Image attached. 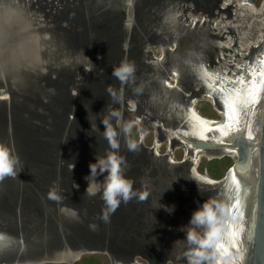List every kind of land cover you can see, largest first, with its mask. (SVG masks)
Instances as JSON below:
<instances>
[{"label":"water","instance_id":"1","mask_svg":"<svg viewBox=\"0 0 264 264\" xmlns=\"http://www.w3.org/2000/svg\"><path fill=\"white\" fill-rule=\"evenodd\" d=\"M37 1L0 0V142L7 144L13 149L14 155L19 156V168H22L16 177H7L0 182V236L5 238L0 241V264H54L67 262V259L77 262L87 254L107 255L112 264H135L133 260L138 254L149 256L148 259L150 256L155 257L154 254L160 252L144 248L138 251V246L130 247V250L113 247V228L125 225V206L129 201L122 202L110 215L109 222L105 223L101 219L102 210L105 208L102 194L89 196L86 189L90 182L91 164L111 152L119 156L132 144L126 137V129L135 121L136 113L141 107L139 103L147 100L149 91L157 93L152 90L154 86L151 82L156 80L159 83V80L167 76L165 71H161L164 68V59L151 63L144 58V51L151 44V40L144 42L139 38V41L138 37H143L136 33L140 32L136 23L139 21L138 12L141 7L160 4L163 0H67L62 12H55L49 6L54 0H44L45 4L40 5ZM223 2L224 0H220V4ZM256 2L257 0H248L250 5ZM177 3L164 6L160 25L154 30L156 35L150 36L152 39L156 38V43L161 45L163 56L173 33H179V42L191 46H194L196 41L202 42V38L197 39V34L192 33L191 28L179 20L178 17L184 14L183 10L187 7ZM233 5H236V1ZM222 10L224 9L221 8L220 11ZM50 13L54 15L49 16ZM201 23L203 22L199 24ZM199 24L196 21L193 26ZM204 24L206 23L201 25ZM34 35L38 43L30 45L27 38L32 36L34 39ZM97 41L99 44L120 45L123 49L127 46L129 50H124L121 60H116L119 66L122 61L127 62L128 52L130 54V49L136 45L134 59L137 55L139 61H144L143 69L128 82L122 83L112 75L114 66L110 65L107 67L108 77L105 81L102 78L103 73L96 70V66L103 62L104 57L99 60L96 53L86 55L81 52L89 44L97 45ZM239 53L244 55V49H239ZM203 57L201 54V58ZM89 67L91 71L88 70ZM146 68L155 73V79H148L151 76L145 75ZM207 69V63H203L199 71L201 84L206 87L211 79L208 74H215ZM54 75L59 78H54ZM43 78L58 84V94L56 93L53 99L61 105V112L54 117L57 125L54 134L46 146L38 147L37 145L41 144L39 137L36 138V128L40 125L33 126V119L30 121L19 112L21 118H17L14 109H21V106L24 108L19 98L35 103L28 97L37 96L33 88L38 80ZM250 78L252 82L253 75ZM260 84H255V94H258L261 87L259 103L249 104L251 109L259 111V121L256 122L259 131L255 138H250L247 128L233 131L220 143H213L206 138L195 140L188 135L182 136L183 143L194 151H218L227 148L236 150L234 165L222 180L213 181L199 175L196 165L192 167V162L186 156L183 162L177 163L173 160L172 163L171 158L162 155L160 157L156 150L145 148L142 142L135 145V149H128L132 153L135 150L147 152L150 157L147 164L149 167H152L151 159L159 157L160 160L156 163L160 171L163 169L167 173L177 168H181V172L189 170L194 174L189 180L194 183L197 191L205 190L212 194L206 205L210 210V205L217 204L212 206L215 217H211L209 211L200 222L195 251L190 254L180 252L179 256L186 259V262L205 264L211 259H217V262L212 264H264V76ZM109 87L116 92L115 99L109 93ZM225 87V84L221 83L222 90L220 87L214 89L222 92L220 95L226 101L224 105L220 103L222 99H217V96H211L209 99L221 115L218 122L235 126L239 114L234 100L239 96H235V93L232 95V91L223 92ZM251 90L253 92V87ZM74 91L79 96L74 95ZM241 92L243 97L251 99L245 89ZM4 94L9 98L2 99ZM130 101H135V107L129 104ZM75 102L76 104L71 106V103ZM158 104L162 105L159 101L156 105L159 106ZM230 106L235 111H231ZM241 106L242 109L245 107L243 103ZM41 107L42 105H38L35 110L38 111ZM106 126L116 133V149L110 146L105 137ZM214 127L217 126L206 125L207 132ZM29 131L34 134H29L30 138L27 139L26 134ZM234 137L240 139L234 140ZM13 139H16L15 143ZM69 144H72V151ZM45 150H48L47 155L37 153ZM90 152L94 158H91ZM137 155H140L138 162L144 163L143 155ZM71 156L77 159L73 168H69L66 163ZM187 166L188 168H185ZM122 167H126L125 164ZM134 167L139 168L140 165ZM232 174L241 179L248 189L244 196L243 210L249 218L246 225V255L243 261L239 256L233 262L229 252L236 250L238 239L232 236V225L227 222H223L221 227L219 225L224 210L227 211L224 220L231 218L233 193L230 198H223L219 193L224 191V184ZM106 176V172H97L95 180L102 184ZM54 185L59 186V194L63 197L60 203L48 199V193ZM61 208L75 210L78 218H73L70 213H61ZM204 209L205 207L201 211ZM91 225H95V228L90 227ZM178 232L182 236L181 225ZM193 253L202 254V260L192 259ZM155 262L157 261L153 259L150 264H156Z\"/></svg>","mask_w":264,"mask_h":264},{"label":"rangeland","instance_id":"2","mask_svg":"<svg viewBox=\"0 0 264 264\" xmlns=\"http://www.w3.org/2000/svg\"><path fill=\"white\" fill-rule=\"evenodd\" d=\"M191 1L194 3H192ZM176 2H178L177 5L178 4L187 5L190 7V9H193V10H195L196 8L195 5L199 4L198 5L199 11L201 12L199 13V15L206 16V18L210 20L208 23H206V25L203 26L207 30L209 29L212 22L216 20L214 18V13L218 14L219 19L221 20V23L218 26L219 28L217 30L222 29V27L223 29L224 27L231 29V32L227 37L228 39L222 42L220 41L218 37L208 35V33L205 35V37H208L212 46H216V48H211L210 51L206 53V55H208L210 58L212 56V52H215L216 49H219L220 51H222V53H227V54L230 53L229 51L230 49H232V46L234 45V42H235L234 40H232V26L236 33L235 40L237 44H240L242 42L240 40H243L244 42L246 41L245 49L247 50V53H250L253 50V47H256L257 44L259 45L264 40L263 39L264 34H262L261 37H256L257 34L260 33L259 29L248 25V22H251L252 20L257 19L256 17H254L255 15L254 13L251 12L250 14H248L246 12L238 10V11H233L235 12L233 21H232V17L229 18L228 11L231 10L232 12V3H231L232 0L231 2H228L227 5H223V4L221 5V7L225 9L222 12H219L216 9V7L218 6V0H196V1L195 0L194 1L193 0H163V1H160V4H155V5L152 4V6L145 5L144 8L141 7V9L138 12L139 21H137L136 25H137V28L140 30V32L136 31V33L138 34V36L139 35L142 36L143 39L145 37L144 40L141 37H138L139 41L140 39L141 41H144V42L147 41L148 39L151 40L150 41L151 44H149L145 49L146 53L144 57L147 60L150 59L151 63H157L163 59L165 60L166 58V56H163L164 54H163L161 45L156 43V38L152 39L150 36L156 35L154 30L158 28L160 25L159 21L161 20L164 6L169 5L170 3L174 5V3ZM37 3L39 5L41 3L45 4L44 0H38ZM58 4L56 5L57 8H59ZM263 5H264V0H258L255 3V7H254V9H256L255 13H258L260 16H262L263 14V12H261L264 10ZM49 6L53 8V11L60 12V11H56L57 8H55V6H53L52 4H50ZM60 8L63 10L62 7ZM186 11H187V8H185V11L183 10L184 13H186ZM245 13L246 15H244ZM131 14L132 12L130 11V15ZM189 16L192 18L197 17L193 14H190ZM40 17L43 18L42 16ZM246 18L247 20H245ZM262 18L264 19V15L261 17V20ZM193 21L195 22V19H192V22ZM171 23L173 22L171 21ZM184 24L188 25L189 23L184 22ZM206 29H205V32L207 31ZM262 32L264 33V31ZM239 33H245V36H244L245 38L244 37L242 38V36L238 35ZM172 35L173 36L171 37L169 44L173 43L172 47L178 48V49H175L174 51H171L172 58H174L177 50H181V47L184 50L185 44L183 42H179V39H180L179 33H173ZM217 42L220 44L219 46L216 45ZM179 43H180V46H179ZM188 47L190 48L192 46L188 45ZM125 48H127V46H125ZM135 53L129 54L128 52L129 58H128V54L126 58L127 62L133 63L135 66V73L133 75H137L141 71V69H143V64L145 65L144 61H141V62L137 61L134 63ZM96 54H98L99 60L103 59L100 52H97ZM137 58L138 57L136 55L135 59L138 60ZM259 58L260 57L257 55L255 56L253 61H251L252 69H256L254 73L252 72L253 73L252 83L249 84L248 83L249 81H243L247 86L242 88L246 90V89H251L253 87L254 94L256 93L255 91H256L257 86L261 85L260 83L263 81V76H264V75H261L264 69V63H262V61L264 60L260 61ZM188 60L189 61H192V60L199 61L201 59L199 58V55H197V57L194 56V58H192V55H190V57L186 59V62ZM202 61H206V60L203 58ZM181 63H184V59L181 60ZM176 64L178 63L175 62L174 59H172V66H171L172 70L176 68ZM209 64L212 65L216 69V71L219 70L220 72H222L221 65L214 66L213 60H210ZM162 69L163 70L161 71H165L167 76L165 79L159 80V83L163 82L164 84L166 83V80H168L169 82L167 83V85L169 87V90H172V91L176 90L177 89L176 86L180 84L183 78L177 76V79H175V77H173L172 75L173 71H169V68L167 69V67L162 68ZM194 69L200 70V66L199 67L196 66ZM88 70L91 71L90 67ZM229 70L232 72L231 67ZM237 71L238 70H236V72ZM95 73L97 74V72ZM186 73H188V75L190 74L188 71H186ZM147 74L151 76V78L150 77L148 78L150 80L155 79L156 77L155 73L151 69L149 70L148 68H146L145 75ZM216 75L217 74H211V75L208 74V76L212 79V82L216 81L217 79ZM158 77L162 78L161 76H158ZM54 78H57V76L54 75ZM43 80L44 81H41L42 83L41 87L43 89L42 93L39 95V97L33 96L32 98L33 100L38 99L41 104L31 103V102L29 103L27 101H24L23 103H21V104H24V108H21L22 111H18L20 114L22 113L21 115H23L25 118H28L30 121H32L33 119V122H35L33 126L40 125V127L38 126V128H36L37 130L35 129L37 132L36 138L39 137L38 140L40 141L39 143L41 144V145H37L38 147L42 145L46 146V144L48 143L47 141L50 140V138L52 137V134H54L57 128V125H55L56 122H54L55 115H53L52 112H54V114L56 113L59 114L61 112L60 110L61 105L55 103L52 97H50V94H48V92H52L51 88L55 87L54 86L55 84L51 81V79H49L48 84H50V86H47V83L45 82L44 78ZM227 81L228 80L226 79V82ZM172 82H174L175 86L172 85ZM151 83L154 86L152 90L156 91L157 93L153 94L152 91H149L147 93L146 98L150 99V105L153 104L154 106L156 104L155 103L156 100L154 101V99H159V98H160L159 102L161 104L164 103L167 105L168 103V105L166 107H155L154 106L155 108L150 106L152 109H155V111L151 112L152 109L149 108V110H147V113L150 115L156 114L157 113L156 110H159L163 114L165 113V111L167 113V109L170 108L169 102H171L168 100H171L170 99L171 96L167 94V91L163 87V84H159L158 81L156 82L153 81ZM240 84H241V81H237L234 84V87ZM155 85L157 87H155ZM230 90L232 91V85H231ZM239 91L240 89L236 93V95L238 94L239 97L236 98V100H234V104H236V107L238 109H241L242 107L241 103L242 101L246 99V97L244 98L243 92L239 93ZM73 94L76 96L77 95L79 96V94L75 91L73 92ZM199 95H200L199 93L191 95L193 97L188 98L187 99L188 102H185L184 99L182 98L179 99L180 101L176 100V102L181 103L184 106H188L189 109L193 106L194 110L197 111V114L200 115V118L205 117L207 119L219 120L220 116L217 114V112L215 111V108L213 107V105L208 99H206L205 97H201V98H198V101L195 100L196 97H198ZM255 95L258 97L257 103H259V100L261 97V87L259 89L258 94H255ZM19 99L20 101L22 100L21 98ZM191 99L192 100L194 99L196 102L194 101V104H192ZM47 103H49L50 106ZM147 103L149 104L148 101ZM74 104H76V102L71 103V106H73ZM129 104L135 107V101H130ZM38 105H42V107L39 108V110L37 111L35 109L38 107ZM253 112L256 113L257 109ZM157 114H158V120L160 122L159 121L156 122V124L158 123L157 128L153 127L155 132L152 133L149 131L148 132L141 131L140 127H142L144 123V119L141 118V119L134 121L126 129V133H127L126 137L132 144L140 145V143L142 142L145 148L147 149L152 148L156 150L157 154L160 157L161 155L165 154V157L171 158L172 163H174V161L177 163L183 162L184 151L186 152L183 146H180L182 147V149H179L177 146V147H174L173 149L174 151L169 154V152L172 151L171 143H175L179 140L176 135L181 133L184 135H188V137L190 138L198 140L199 135L202 134L201 136L206 138L207 140H213L215 135L219 134V131L221 129V127H217L213 129L211 128V130L207 132L206 125H209V124L205 123L204 121L200 122L202 120H199L197 117L192 118L191 125L189 124L183 125L178 121V118L182 114L175 115L174 113H172V119L170 120L162 117L161 114L159 113ZM16 115H17V118H21V115H19L17 112H16ZM70 121H73V120L70 119ZM165 123H169L168 126H166ZM120 125H121V121L119 120L118 126ZM227 126L229 125H225L223 126V128ZM159 128L163 129L164 139L166 140L165 142H162L163 139L162 137H160ZM29 134H34V132L31 133L29 131V133L26 134L27 139L30 138ZM211 134H213V136H211ZM154 136H155V144H154ZM14 140L16 141V139H13V143H15ZM161 142L162 144L160 146L159 144ZM166 143L168 145H166ZM157 145H159L158 150L155 147ZM68 146L70 149L72 147V144H69ZM173 146L175 145L173 144ZM33 148L36 150L35 147ZM128 149L127 148L124 149L121 152V154H119V157L123 158V161H124L123 164H125L126 166V167H122L123 174L125 178L133 181V190L136 192V196L133 197L125 206V212H126L124 216V220L126 222L125 225L113 228V234H112L113 247L123 248V249L127 248L130 250V247L138 246V248H136L138 249V251H141V249L143 248L149 249V251H153V252L158 251L160 253L158 254L155 253L154 254L155 257L150 256L151 260L155 259L157 261L155 262L156 264H195L194 261L186 262L187 261L186 259H181L182 256L181 255L179 256V254L180 252L183 254L185 253L190 254L195 251L194 245L198 243L197 233L199 231L200 222L199 223L194 222V221L190 222V220H191L193 212L201 211L205 207V205L208 203V200H209L208 198H210L212 194L205 192V190L203 192L197 191L194 183L190 181L191 177L194 174L191 173V177L189 180L183 177V175L182 176L180 175L179 172L181 171L180 170L181 168H177L174 171L169 170L167 173L163 169L160 171V169H158L159 168L158 163H156V162H159L160 158L157 156L151 159V163L152 162L153 163H152V167H149L147 164H148V159L150 157L147 152L141 151V150L137 152V150H135V152L132 153ZM37 153H43L44 155H47L48 150H45L43 152L37 151ZM138 153L143 155L144 163L140 164L138 162L137 158L138 156H140V155H137ZM192 153H193V150H191V152L188 155H186V157L189 159H192V155H191ZM74 155L75 154H73V156ZM90 155L92 156L91 158H94L91 152H90ZM73 156H71L70 159H68V161L66 162L67 164H69V168H73L76 165L77 159L76 157L75 159H73ZM202 156L203 157L199 159V162L197 164L198 168L196 167V169L198 170L197 173L201 176L206 174L205 177L213 181L222 180L225 177L226 173L229 171V169L234 164V161L236 160L233 157L228 156V155L210 156V155L205 154ZM165 157H163V159ZM189 161L192 162V160H189ZM137 165H140V167L135 168L134 166L137 167ZM192 165H193L192 167H195L196 163L192 162ZM185 168H188V166ZM185 179H187V182H185ZM233 179H234V175L229 176V180L224 184L225 185L224 191L219 193V195L223 198L224 197L230 198L233 193L232 211L230 212L232 219L230 218V220H224L227 216V211L224 210L223 215L219 219V225L221 227L223 226L222 224L223 222L229 223V225H232V231H233L232 233L236 236L237 233H235L236 232L235 227H236V220L238 219L240 215L239 210L241 208V202H240L239 197L241 194V190H240V185H238L236 181H234ZM141 196H143L144 198L141 199L140 198ZM213 205H217V204L210 205L211 217H215V210L214 208H212ZM215 208H218V207H215ZM228 217H230V214L228 215ZM179 225H181L183 228L182 236L179 235V232H178ZM189 233H192L195 236L194 240L189 239ZM139 255L140 254H138V256H136L134 259L136 264H150L151 260L148 259L149 256L146 257L144 255L142 256L141 255L139 256ZM150 255H153V254H150ZM201 256L202 254L200 253H193L192 259L196 258V259L202 260ZM179 257L180 259H178ZM215 262H217V259L216 260L211 259L209 263L207 262L205 264H212ZM54 264H57V263H54ZM60 264H66V263H60ZM74 264H112V261L110 260V257H108L107 255L87 254V255L82 256ZM113 264H117V263L114 262Z\"/></svg>","mask_w":264,"mask_h":264},{"label":"flooded vegetation","instance_id":"3","mask_svg":"<svg viewBox=\"0 0 264 264\" xmlns=\"http://www.w3.org/2000/svg\"><path fill=\"white\" fill-rule=\"evenodd\" d=\"M66 2H67V0H54L52 5L55 6V8H57L56 5L58 4V7L59 8H57L56 11H58V10L60 11V9H61L60 7L64 8V6L67 4ZM192 3H194V2H192ZM221 4H223V3H221ZM221 4H220V0H218V6H219V8L217 6L216 9L219 12H222V11L225 10L224 9V10L220 11V9L222 8L221 7ZM198 5L199 4L195 5L196 6L195 10L190 9V7L186 5L187 11H186V13L182 14L179 17L180 18L179 20L181 22H183V23L184 22L189 23L188 25H185V26L190 27L191 28L190 30H192L191 32L197 34L196 35L197 36V39L202 38V42L200 43V41H196V43L194 44V46H192L190 48L188 47V45H191V44H187V43L183 42L185 44L184 50H183L182 47H181V50H177L176 55H175L174 58H172L171 51H174L175 49H178V48L172 47V44L173 43L169 44L170 40L166 44V52H165L166 58L164 60L163 67L164 68L167 67V69L169 68V71H176V72L180 73L178 75H179V77L183 78V80L180 82V84L178 86H176L177 89L175 88L176 90H174V91L169 90V87L167 85V83L169 81L166 80V83H164V87L165 86L167 87V88L165 87V90L167 91V94H169V96H171V98H170L171 100H168V101H171V102H169V106H170L169 109L170 110L167 109V113L168 114L166 113V111L163 114L159 110H156L157 113L161 114L162 117H164L166 119H169V120L172 119V113H174L175 115L182 114L178 118V121L181 124H183V125H186V124L191 125V120H192L191 119V115H192L191 112H192V109H194V108L192 106L189 109L188 106H184L183 104L176 102V100L177 101H180L179 99L182 98V99H184L185 102H188L187 99L193 97L191 95H194V94L199 93L200 95L198 97H196V99H195L196 101H198V98H201V97H205L206 99H208L210 101L209 97H211V96H217V99H219V100L222 99L221 100L222 102L220 101V103L222 105H224L226 101L220 95V94H222V92L221 91H217V90L215 91L214 89L220 87V90H222L221 89V83H222V84H225V86H226L223 92H227V91L230 92L231 91L230 90L231 85H232V95H233V93H235L234 95H236V93H237V91L239 89L242 91V88L244 86H247L244 82L243 83L241 82L240 85H236L235 87H234V84L237 81H241L240 77L243 78V81H250L251 75H253V73L256 70V69H252V67H251L252 66L251 61H253V59L257 55L261 58L263 56L262 53L264 52V41H263L259 45L257 44L256 47H253V50L250 53H247V50L245 49V54L244 55L243 54L241 55L239 53V49H241V47H239L240 44H237V42L235 40L236 39L235 38L236 37V33H235V31L233 29V26H232V40H234L235 42H234V45L232 46V49H230V51H229L230 53L229 54L222 53V51H220L219 49H216L215 52H212V56L210 58L208 55H206V53L208 51H210L211 48H216V46H212V44L210 43L208 37H205V35L208 33V35H212V36L218 37L220 39V41L222 42L225 39H227L228 35L231 32V29L230 28H227V27H224V29H223V27H222V29L217 30L219 28L218 26L220 25L221 20L219 19V15L216 14V13H214V18L216 20L214 22H212V24L210 25L209 29L207 30L206 28H204L203 26L206 25V24H204V25H201V24L208 23L210 20H208L206 18V16H200L199 15V13H201V12L199 11V6ZM234 6L235 5L232 4V12H231V10L228 11L229 18L232 17V21H233L234 15H235L234 14L235 12H233V11L236 10V9H234L235 8ZM190 14H193V15H195L197 17H193L192 18V17L189 16ZM48 15L49 16H52L54 14H51L50 13ZM192 19H195V22L197 21L198 24L200 22H203V23H201V24H199L197 26H193L194 25V21L192 22ZM195 27H198V28L195 29ZM192 28H194V29H192ZM205 29L207 30L206 32H205ZM202 45H204L207 48L203 47ZM216 45L219 46L220 44L217 42ZM124 50H127V48L124 47V49H123V47H121L120 45H112V44L111 45H106V44H101V43L99 44L98 41H97V45L91 46L89 44L86 47H84L81 50V52H84L85 54L86 53H89L91 55L94 54V53L100 52V54L102 55V57H104V60L100 64L98 63L99 65L96 66V70L97 71H100V73H103L102 78L106 81V78L108 77V69H107V67H110V65H113L114 66L113 69L116 68V67H119V64H118V62L116 63V60H119V59L121 60V58L123 57ZM136 50L137 49H136V45H135L134 48H131L130 49V53L133 54V53H135ZM201 54L204 55L203 58L207 62L202 61L203 58H201ZM190 55H192V58H194V56L197 57V55H199V58L201 60H199V61H197V60L189 61L188 60L186 62V59H188V57H190ZM260 58H259V60H260ZM172 59H174V61L178 63V64H176V68L174 70H172V67H171L172 66ZM182 59H184V63L185 64L184 63H181V60ZM148 60H150V59H148ZM210 60H213L214 66H216V65L220 66L221 65L222 72L216 71V69L212 65L209 64V61ZM137 61L138 62H141L139 60L134 59V63L137 62ZM122 63H123V61H122ZM203 63L204 64L207 63V65H208V69L207 70L213 71L214 73L216 72L215 74H217L216 75V77H217L216 81L212 82V79H210L209 80L208 87H206V86H204V85L201 84V80H200L201 78H199V71L200 70L194 69L196 66H198V67L200 66V69H201ZM230 67L232 68V72L229 70ZM235 68H237V69H235ZM236 70H238V71L236 72ZM186 71H188L190 74L188 75V73H186ZM183 73H185V74H183ZM173 77H175V79H177V77L175 75H173ZM226 79L228 80L227 82H226ZM231 79H232V81H231ZM41 81H44V80L39 79L38 80V83L34 85V88L32 87L33 90H34V93L37 94V96H35V97H39V95L42 93V90L43 89L41 87V84H42ZM45 82L47 83V86H50V84H48V81L45 80ZM155 82H156V80H155ZM54 84H55L54 85L55 87H52L51 88L52 92H48V94H50V97H52V99H53V97H56V93H57V90H58V87H59L57 83H54ZM172 85L175 86L174 82H172ZM210 87H212L213 90ZM241 91H239V93ZM13 94L16 95V93H13ZM15 98H17V97L15 96ZM28 98L32 99L33 96H32V98L30 96ZM155 100H156L155 103L157 104V102L160 99H154V101ZM195 100L194 99L193 100L191 99V103L194 104V101ZM147 101L149 102V104L147 103ZM147 101H144L143 103H141V102L139 103L141 107H140V109H138V112L136 113L137 116H136V118H134V120L136 121L138 119L143 118L144 119V123H143L142 127H140V128L142 129L143 132H148L149 131V132H152L153 133V132H155L154 129H153V127H155V128L158 127V123L156 124V122L159 121L158 120V114L156 113V114L150 115V114L147 113V110H149V108L154 107V106L155 107H166L168 105V103H167V105L164 104V103H162V105H159L158 104L159 106H157L155 104L153 106V104L150 105V99H147ZM21 102L22 103L24 102V99L23 98H22ZM34 102L35 103H40V101L38 99H35ZM54 102H55V100H54ZM210 102L213 105V107L215 108V111L217 112V114L221 118V115L216 110L215 105L212 103V101H210ZM143 106L145 107V109H144ZM20 108H23V107H20ZM14 110L17 113H18V111H21V109H18V108L17 109H14ZM151 111H155V109H152ZM52 113H53V115H55V117H57V115H58L57 113L56 114H54V112H52ZM169 115H170V117H169ZM209 120H212V119H209ZM178 121H176V122H178ZM215 121H218V120H215ZM165 124H166V126H168L169 123H165ZM162 128H164V127H162ZM162 128H159V134H160V137H162V139H163L162 142H165L166 140L164 139L163 129ZM221 131L222 130L220 129L219 132H221ZM182 136L183 135L181 133H179L177 135V137H178L179 140L177 139L178 140L177 142L171 143L172 151H174L173 150L174 147H177V146H178L179 149H182V147H180V146L183 145ZM215 137H216V135H215ZM162 142L159 144L160 146H161ZM154 144H155V136H154ZM173 144L175 146H173ZM166 145H168V144L166 143ZM167 151H168V149H167ZM197 152L199 153L198 150H197ZM197 152H195V153H197ZM207 155L213 156V154L211 152H208ZM162 156H165V154L162 155ZM185 156H186V152L184 151V157ZM215 156H219V155H216L215 154ZM196 167H197V165H196ZM179 173H180L181 176L183 175V177H185L187 179H190V177H191V172L189 170L182 171V172L180 171ZM205 175H203V176H205ZM187 179H185V182H187Z\"/></svg>","mask_w":264,"mask_h":264},{"label":"clouds","instance_id":"4","mask_svg":"<svg viewBox=\"0 0 264 264\" xmlns=\"http://www.w3.org/2000/svg\"><path fill=\"white\" fill-rule=\"evenodd\" d=\"M134 73L135 66L130 62H123L112 71V75L122 83L128 82ZM108 91L115 99L116 92L111 87H109ZM115 136L116 133L106 126L105 137L109 140L113 149L118 147ZM135 147V144L129 145L130 150L135 149ZM20 163V158L18 155H14L13 149L7 144L0 142V182L7 177H16L22 170V168H19ZM123 163V158L119 157L115 152H111L105 158L97 160L96 163L90 165L91 176L86 193L89 196H95L98 193L102 194L105 208L102 210L101 219L105 223L109 222L110 215L119 208L122 202L127 203L136 196V192L133 190V181L125 178L123 174ZM97 172L101 174L107 173L102 184L95 180ZM140 198L143 199L144 197L141 196ZM48 199L57 203L62 202L63 197L59 194L58 185H54L50 189ZM60 211L61 213H70L73 218H78L77 212L73 209L61 208ZM209 211L206 205L204 211L193 212L190 222H202ZM90 227L95 228V225ZM189 239L194 240L195 236L189 233Z\"/></svg>","mask_w":264,"mask_h":264},{"label":"bare ground","instance_id":"5","mask_svg":"<svg viewBox=\"0 0 264 264\" xmlns=\"http://www.w3.org/2000/svg\"><path fill=\"white\" fill-rule=\"evenodd\" d=\"M234 1H236V5L234 6L235 7L234 9H236L235 11H238L239 10V11L246 12L248 14H250L251 12L255 14L254 17H256L257 19H254L251 22H248V25L251 26V27L253 26L254 28L259 29L260 33L257 34L256 37H261V35L264 34L262 32V31H264V19L262 18V20H261V17L264 15V10L261 11V12H263L262 16H260L258 13H255V10H256V9H254L255 4L254 5H250L248 3V0H232V2H231V0H224L223 5H227L228 2H231L233 4ZM263 9H264V5H263ZM246 13L244 15H246ZM248 18H250V17H248ZM245 20H247V18ZM238 35L242 36V38H243L245 36V33H239ZM35 37L36 36L34 35V39H33L32 36H29L27 38V41L30 42V45H32V43H36V44L38 43L37 42V39ZM227 39H225V41ZM238 41H239V39H238ZM240 41H242V42L240 43V46L239 47H241V49H245L246 41L245 42L243 40H240ZM144 53H146V51H144ZM262 55L263 56L260 58V60H264V52L262 53ZM183 74H185V73H183ZM172 75H175L176 77L179 76L176 71H173V74ZM6 98H9V97L7 96V94H4L3 97H2V99H6ZM250 109L251 108L249 107V105L247 107H244L243 109H242V107H241V109H238L237 112H238L239 116H238L237 124L235 126L229 125V126H227L225 128H221L222 131L219 132L218 135L216 134V137L217 138L214 137L213 140H209V141H212L213 143L223 142L224 141V137H228L231 133H233V131H235V132L236 131H240L242 128H247L248 134H249L250 138H255V136L258 135L257 132L259 131L257 129L258 128V124L256 123V122L259 121V111L256 112V113H254L253 112L254 110L253 109L250 110ZM257 113H258V115H257ZM191 114H192L191 115V119L194 118V117H197L199 120H202L200 122H203L204 121L205 123H208L212 127L213 126L219 127V125L221 124V122H218V121H215V120H209V119H206L205 117L200 118V115L197 114V111H195L194 109H192ZM232 124H234V123H232ZM217 127H214V128H217ZM182 135H184V134H182ZM201 135L202 134L199 135V139H201V138L203 139L204 138ZM155 147L158 150L159 145H157ZM183 147L186 150V155H188L191 152V150H192L191 147L188 146L186 143H183ZM198 151H199V153L197 152V150H195V151L193 150V153L191 154L192 155V159H188V160H192V162L196 163V165L198 164L199 159L202 158V155L208 154V152H211L213 155L216 154V155H219V156L228 155V156H231L234 159H236V150L235 149H232V148L220 149L218 151H203V150H198ZM171 152H173V151H170L169 154ZM195 152H197V153H195ZM233 180L236 181V183L238 185H240L241 194H240L239 199H240V202H241V208L239 210L240 211V215H239L238 219L236 220V227H235V231L236 232L235 233H237V234L235 236L232 233V236L235 237V239H238V241L236 243V250H233V251L229 252V255H230V258L232 259V262L234 260H237V258L239 256L241 257V260L243 261L245 255H246V249H247V247H246V240H247V236H248L246 225L249 223V218L247 217V213L243 210V203L245 201L244 200V196L247 193L248 189H246L245 185L242 184L241 179H239L237 176H234V179ZM242 212L244 213V215H242ZM239 239L241 241L240 243H239ZM65 261H67V262H62V263H66V264H74V263H76L75 261H70L68 259L65 260ZM133 261L135 262V260H133ZM57 264H60V263H57ZM135 264H136V262H135Z\"/></svg>","mask_w":264,"mask_h":264},{"label":"snow or ice","instance_id":"6","mask_svg":"<svg viewBox=\"0 0 264 264\" xmlns=\"http://www.w3.org/2000/svg\"><path fill=\"white\" fill-rule=\"evenodd\" d=\"M262 63H264V61H262ZM261 75H264V73H261ZM241 82L243 83V78L240 77ZM249 84L252 83L251 81L248 82ZM246 94L247 96L251 97V99H245L244 101H242V103L244 104L245 107H247L249 104H255L258 102V97L252 92L251 89H246ZM262 108H264V105H262ZM231 111H235L234 108H231ZM223 124H220L219 127H223ZM234 140H238L240 139L239 137H234ZM231 142V141H230ZM5 238L3 236H0V241H3Z\"/></svg>","mask_w":264,"mask_h":264},{"label":"crops","instance_id":"7","mask_svg":"<svg viewBox=\"0 0 264 264\" xmlns=\"http://www.w3.org/2000/svg\"><path fill=\"white\" fill-rule=\"evenodd\" d=\"M146 135H147V134H146ZM146 135H145V136H146Z\"/></svg>","mask_w":264,"mask_h":264}]
</instances>
